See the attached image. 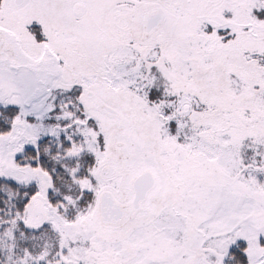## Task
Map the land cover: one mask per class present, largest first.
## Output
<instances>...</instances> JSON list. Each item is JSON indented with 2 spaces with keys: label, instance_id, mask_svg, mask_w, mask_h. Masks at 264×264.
<instances>
[{
  "label": "snow or ice",
  "instance_id": "obj_1",
  "mask_svg": "<svg viewBox=\"0 0 264 264\" xmlns=\"http://www.w3.org/2000/svg\"><path fill=\"white\" fill-rule=\"evenodd\" d=\"M0 264H264V0H0Z\"/></svg>",
  "mask_w": 264,
  "mask_h": 264
}]
</instances>
